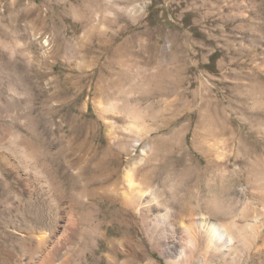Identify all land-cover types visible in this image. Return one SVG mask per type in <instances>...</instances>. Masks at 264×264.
<instances>
[{
    "label": "rangeland",
    "instance_id": "rangeland-1",
    "mask_svg": "<svg viewBox=\"0 0 264 264\" xmlns=\"http://www.w3.org/2000/svg\"><path fill=\"white\" fill-rule=\"evenodd\" d=\"M3 128L35 146L3 141L37 188L30 198L0 161L13 204L0 199V264L44 256L31 252L20 204L62 219L50 264H205L187 225L210 214L235 224L231 260L211 262L264 264V226L254 238L246 224L264 207L252 177L264 164V0H0ZM130 167L157 200L151 238L102 189ZM167 208L179 229L165 225ZM110 239L108 260L97 247Z\"/></svg>",
    "mask_w": 264,
    "mask_h": 264
},
{
    "label": "bare ground",
    "instance_id": "bare-ground-1",
    "mask_svg": "<svg viewBox=\"0 0 264 264\" xmlns=\"http://www.w3.org/2000/svg\"><path fill=\"white\" fill-rule=\"evenodd\" d=\"M0 131H1V134H0L1 148H4L3 145H5V144L3 143V141L6 139H7V142L10 143L11 145H17L18 146L17 148H19V147L21 148V146H22L21 151H23L26 148L30 149L32 151L35 147V146L30 147L31 146L30 144H32V143L30 142L29 139L22 137L19 134L13 135V133L10 132L6 128L1 129ZM33 152H34V150H33ZM28 155H30V154H28ZM32 155H34V154H32ZM32 155H31V158H34ZM15 157L17 158V160L12 161L10 154L7 152V150L5 148L2 152H0L1 164L3 166L8 167L9 170L13 172L14 176L18 180L23 181L25 190L28 192V196L30 197V195L35 194V191L37 188L35 186V184L33 183V181H31V179L29 178V175H28V170L30 168V165H28V163H27L28 161H26L27 159H23L24 156H23L22 152L20 154H16ZM255 165L257 168L253 167L256 170H254V172L252 171L253 172L252 177H253V180L257 181L256 182L257 184L254 188L261 190V191H264V164L255 163ZM20 166L23 168H21ZM135 171L136 170L134 169V167H130L127 169V171L123 175L124 180H123V183L121 186H118L117 183L114 182L113 184L108 185L106 187H103L102 189L103 190H109V191L113 192L115 194V198L119 201L120 208L125 213H131V214L133 213L137 216L138 219L134 220V222H132V224H134L137 231L139 233H141L142 235H144L146 238H151V235H149L150 233H148L144 229L145 228L144 227V225H145L144 221H145V219H147L152 214H155L154 210L157 209V207H156V204H157L156 201L157 200H156V197H153L150 194V192L146 191L142 186L134 185L133 175H134ZM45 179H47V178L45 177ZM52 184H53V182H52ZM33 191H34V194H32ZM57 195H59L58 201L61 203L62 202L61 201L62 195L60 194V191L58 192ZM9 196L10 195H8L6 192H4V190H2L0 192V199H2L1 202H7V203L10 202V204H11V200H10ZM211 203H212L213 211L215 210L216 212L217 211L219 212L223 209V203L221 201H219L218 199L214 198L211 201ZM11 205H13V204H11ZM20 205L22 208V209H20V210H22V212L20 213L22 216V220H27V223H26L27 225L34 227L35 224H37L38 220L43 219L42 225H41L42 228L40 230L28 226L26 229H23L22 231L25 234L30 235L31 237H33L35 239V241H34L35 243H33L31 245V252L32 253H35V252L37 253L38 250H39V252H42V251H40L41 248L45 251L42 259L39 258L41 260L39 261L38 264H50V262L52 261V259L54 257V254H55L57 248L60 245H62V241L59 240L60 238L58 239V241L56 238L54 240H51L52 239L51 236H53V235H51L50 237H49V235L51 232H54V231H56V233L59 232V230H61V228L64 227L62 225V221H61L62 219H60V216L57 215L58 212L56 211L53 213V217H52L53 219H48V221H46L45 217L43 216V213H41L40 210H33L35 208L24 206L25 204L24 205L20 204ZM15 207H16V210L20 212V210H19L20 206L17 204ZM28 209H30V211ZM253 211H254L253 212V218L251 219L253 222L251 220L249 221V218H248L249 222L247 221L246 224L247 225L249 224V226L251 228V232L255 233L254 232L255 230H258L259 227L264 226V207H263L262 211L258 210V209H254ZM246 213H247V211H246ZM246 213H245V215H246ZM162 214H163L164 223L169 228V230L173 231V230L179 229L181 227L180 216L178 215L177 212H175L173 210L171 211L167 208L163 211ZM257 216H258V218H257ZM255 218H257L256 222L254 220ZM234 225L235 224L233 222L228 223V222H222L218 219H215L214 217H212L211 214L210 215H203L202 217H199V218L198 217L197 218L191 217L189 219V222L187 225V237H186L187 238V245L188 246L189 245L196 246L197 249L199 247L201 248V251H202L203 256H204V263L205 264H217V263L211 262L210 260H212V259L213 260L217 259L218 261L220 259L221 260H231V258L228 255V251L231 250L232 239H233V237H235V234L233 232ZM57 229H58V231H57ZM55 235H54V237H55ZM58 237H60V236H58ZM254 238H256V233H255ZM108 241L109 242L99 244L97 248H98V251L100 250L99 256H102V258L104 257V258H107L109 260L110 259V256H109L110 250H112L114 247H113L111 239ZM49 242H52L51 244H53V245H51V244L48 245ZM113 242H114V240H113ZM108 243H111V245H109ZM242 244L244 246H247V245H249V242L242 238ZM197 249H195V250H197ZM106 250H109V253H108L109 255L105 254V252H107ZM188 253L191 254L192 250L189 249ZM194 254H195V252H194ZM112 258L113 257H111V259ZM187 259L188 258H185V261L183 262V264H187ZM30 260H32V259H30ZM62 260H65V257ZM27 261L29 262V260H27ZM61 261H60V263H61ZM30 263H32V262H30ZM258 263L261 264V260H258ZM178 264H180V262ZM252 264H253V262H252Z\"/></svg>",
    "mask_w": 264,
    "mask_h": 264
}]
</instances>
